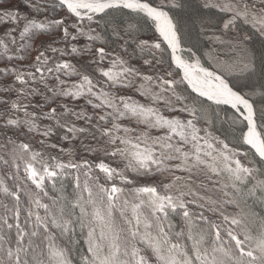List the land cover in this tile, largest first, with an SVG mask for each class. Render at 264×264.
<instances>
[{
  "label": "snow or ice",
  "instance_id": "1",
  "mask_svg": "<svg viewBox=\"0 0 264 264\" xmlns=\"http://www.w3.org/2000/svg\"><path fill=\"white\" fill-rule=\"evenodd\" d=\"M23 3L0 264H264V0Z\"/></svg>",
  "mask_w": 264,
  "mask_h": 264
},
{
  "label": "trees",
  "instance_id": "2",
  "mask_svg": "<svg viewBox=\"0 0 264 264\" xmlns=\"http://www.w3.org/2000/svg\"><path fill=\"white\" fill-rule=\"evenodd\" d=\"M0 6H3V7H5V8H17V7H21L22 9H23V11L26 13V9L24 8V3H23V0H7V3L5 2V0H0ZM117 19L119 20V19H124V20H127V17H117ZM216 19H218V16L217 17H215L214 19H213V22H215V20ZM140 35H142V36H144V37H146V38H151L152 37V35H153V33H152V31L149 29V28H147V27H145L142 31H141V33H140ZM42 39H47V37H42ZM194 39H195V37H194ZM37 43H40V41H37ZM114 47H118V45H113ZM0 66H2V65H0ZM236 135L238 136L239 135V133H236ZM230 139H231V137H229Z\"/></svg>",
  "mask_w": 264,
  "mask_h": 264
},
{
  "label": "rangeland",
  "instance_id": "3",
  "mask_svg": "<svg viewBox=\"0 0 264 264\" xmlns=\"http://www.w3.org/2000/svg\"><path fill=\"white\" fill-rule=\"evenodd\" d=\"M15 9H19V11L21 12V14H25V12L23 11V9L20 6L17 7V8H15Z\"/></svg>",
  "mask_w": 264,
  "mask_h": 264
}]
</instances>
